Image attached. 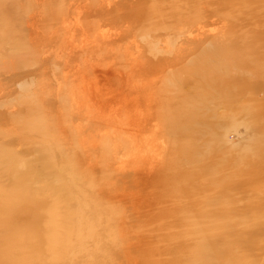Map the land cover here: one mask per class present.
<instances>
[{"label":"rangeland","instance_id":"1","mask_svg":"<svg viewBox=\"0 0 264 264\" xmlns=\"http://www.w3.org/2000/svg\"><path fill=\"white\" fill-rule=\"evenodd\" d=\"M70 1L0 0V190L7 194L6 206L11 199L24 194V203L13 208L20 217L19 225L39 229L46 222V261L38 264H264V100L261 101L264 96L254 92L253 87L256 83L264 86V14L260 15L257 3L240 0L225 11L229 14L207 16L208 24L203 31L208 40L202 46L213 53L224 52L222 58L213 61L200 51L202 47L193 54L183 73L173 79L165 78V85L181 86L187 75L204 74L210 66L211 71L227 79L230 88L240 92L236 96L221 93L215 87L197 88V82L190 84L188 92L192 96L199 91L191 101L199 108L188 103L192 112L206 113L209 123L215 125H208L202 133H198L201 125L191 127L195 135L178 140L179 147L175 148L172 145L175 135L168 131V124L176 120V114L167 112L169 121L163 116L159 119L160 111L155 112L156 120L145 125L147 111L141 100L139 105L135 104L137 109L131 107L120 114L139 123L135 127L120 117L124 121L121 125L128 127H124L125 131L119 128L115 135L112 129L104 136L101 134L107 129L98 134L92 130L101 121L96 113L112 114L120 105L119 72L112 70L96 78L85 70L63 79V58L53 52L56 48L53 43L46 46L51 36L56 35L55 28L50 30L46 22L54 18L52 14L57 7L74 3L70 17L73 25L66 24L73 28L65 26L70 34L61 32L73 41L72 31H76L73 41L76 46L71 44L75 48H91L96 40H106L109 34L112 39L120 29L95 21L89 24L90 29H83L91 30L89 35L101 31L105 37L83 36L77 26L85 21L79 23L76 19L81 13L83 17L89 8H99L101 4L108 7V0ZM248 4L253 7L256 22L232 28L231 19L246 10ZM196 15L192 13L190 19ZM198 15L197 20H192L204 21ZM193 33L198 35L199 31ZM140 35L143 34H133L130 40L138 42L145 55L153 58L161 54H157L158 46H147ZM94 37L96 40L92 41ZM176 38L172 35V39ZM234 40L239 42L233 44ZM134 46L132 51L137 50ZM160 47L166 50L169 46ZM172 49L173 46L169 51ZM142 70L144 73L136 70L133 76L129 73L126 79H121L129 89L127 100H131V106L137 101L131 87L141 86L142 74L150 76L148 68ZM216 101L221 104L219 107ZM201 102L205 103L203 108ZM88 108L93 109L94 115L86 116ZM203 109L207 112L203 113ZM133 115L137 119H131ZM189 120L186 117L181 121L192 126ZM116 123L112 124L114 129L120 125ZM156 123L160 125L158 132L153 127ZM126 130L133 136L137 132L136 139L132 141L135 137ZM197 133L199 138L206 134L201 139L206 143L199 141L196 146L193 139H197ZM180 147L196 148L198 153L191 156L179 153ZM195 159L209 163L207 172L215 174L205 185L194 182L198 177L189 170L176 173L183 164L194 163ZM123 192L127 195L123 196ZM195 192L201 196L197 202H190ZM206 196L210 200L220 196L219 213L236 217L232 227L241 229L248 225L245 229L249 233L234 235L238 231L234 230L231 236L221 238V244L208 238V234L174 239L175 233L192 224L205 226L200 218L185 222L176 220L175 215L180 208L202 206V202L206 205ZM35 215L40 221H32L36 220ZM184 215L196 214L187 208ZM120 232H124L122 236ZM137 232L143 236H137ZM51 238L55 245L49 243Z\"/></svg>","mask_w":264,"mask_h":264},{"label":"bare ground","instance_id":"2","mask_svg":"<svg viewBox=\"0 0 264 264\" xmlns=\"http://www.w3.org/2000/svg\"><path fill=\"white\" fill-rule=\"evenodd\" d=\"M71 1H75V0H71ZM109 1L110 0L107 1L109 4L108 7H105L101 4V6L99 8H97V6L95 8H93L92 10L89 8L88 10H90V11H88V12L86 11L87 5H85L86 9L84 11H86V14H83L84 16L81 17V14H82L81 13L80 16L78 17V19H76V20H78L79 23L81 21H85L84 23L81 24L82 27L77 26V27H80L79 28L80 30L82 29V35L83 36L87 35L91 31V30H87V29H83V28L89 27L88 29H90L91 26L89 24L92 22H95V21L98 22L99 24H100V22H104L105 24H108V25H114L120 29L119 31L118 30L116 31V34L112 39L109 38L112 36L109 34V36L107 37L106 40H104V38H103V37H105V33H103L104 34L103 35L102 33H100L101 31H98V34L102 35V36H100V38L101 37L103 38V41L101 40L99 42H98V40H96V37L98 35L97 33L96 34L93 33V35L88 34V36H91V37H93L94 34L96 36L94 38H91L92 41H95V40L97 41V42L96 41L94 42V46L93 47L91 46V48H86L88 46H86L85 48H75L71 45V44L74 45L73 41H75L74 39L76 37V35H75L76 31H75V33L72 31L73 35L71 34L72 35L71 39L73 41H71L69 38L65 37L68 35H66V34L62 35L61 31H63V34H64V30H65V32L67 31L65 29V26L67 23L72 22V25H73V21L70 19V17L72 14L71 12H72V9L74 7V3H69L68 6H66V7H62V6L57 7L56 11H54L52 14L54 16V18L53 19L49 18L48 22H46L48 27L50 28V30H51V28H53V29L55 28V34L56 35L54 37L51 36V41L49 43L46 42V46L53 43V46L54 47L56 46V48L54 49L53 52L58 53V54H56L57 57L61 56V58H63V60H64V62H63L64 63L63 79H67L72 74H79V72H82L85 70L88 73H90L92 76L95 75L96 78H98L100 74L111 73L112 70H116L119 72V75H117L118 76L117 81L119 84L118 85L119 91H117V92H120L119 96L122 95L120 98V102H119L120 105H119V107H116L117 108L116 111L112 110L113 111L112 114H110L111 113L110 112L108 115H106V112L103 113V111L102 112L99 111V114L96 113V115H99V120H101V121H100V123H98L99 125H96V127H94L95 125L92 126V130L95 129L96 134H98L99 132H101L103 130L105 131L107 129L104 134H101L104 136L108 135L112 129H113L112 133L114 132L115 135H116V132L119 131V128L122 129L123 131H125L124 129L128 128V127L123 126L124 121L122 122V119L123 118L127 119V117L123 116V118H122V115H120V114H122L126 109L128 110L131 107L133 108V109L131 108L132 110L137 109L138 106H136V108H135V104L138 103V105H139L140 100H141L142 106H144L146 108V111H147L146 115H144V124L145 125H148V124H150L151 121L152 122L154 121L155 112L160 111V113H159L160 118L159 119H161V117L163 116L165 119H168L169 121H170V119L166 118L169 115V114H167V112H169L170 114H176L175 115L176 118L174 117V119H176V120L171 121L170 124H168V122H167V124L169 126L168 131L173 132L175 135V141L172 144L173 147H175V148L177 146L179 147V144H180L179 142L181 139H184L186 137H192L193 135H195L196 132L193 131L194 132V134H193L191 127L193 129V127L195 125H201L202 127L200 128L198 133H202V130L206 129V127L208 125H209L208 127L214 126L215 123H209L210 120H209L208 116H206L205 112H207V111H205V109H203V113H205V114H199L197 112V110L194 113L192 112V108H190L188 103H191L192 107H194V108H199L197 103L195 104L194 102H191L192 99L194 98V96H196L199 93V91L196 90L195 91L196 94L192 96V93L188 92L189 91L188 87L190 86V84L195 85L197 82L198 83L197 88L200 87V88H204L203 90H205L208 87H215L216 89L220 90L221 93H228L230 95H236V96L240 95V92L237 88H230L228 83H227V79L223 76H220V74H217V73L211 71V67L209 65H205L206 67H208V66L209 67H208L207 71L205 70L204 74L197 73V74L187 75V77H185V79H183L181 86L171 85V84L165 85V78L173 79V78L177 77L178 74L183 73L185 71V69H184L185 65H187V63L191 62L190 59L192 58L193 54L196 53L197 50H200L203 47L202 45L205 43V40H208V36L203 31L206 28L205 26H207V24H208V22H206V20L208 18L207 16L213 15L215 17L216 16L221 17V15H223V14H225V15L229 14V13H226L225 11L230 10V7L233 6L234 4L238 3L240 0H151V1L147 0V3H146V0H113L112 3H111V1L109 3ZM251 1H254L257 3L258 9L261 11L260 15L264 14V0H248V2H251ZM0 4H1V2H0ZM95 4H96V2H95ZM103 4H104V2H103ZM91 5L93 6V4H91ZM46 7H47V5H46ZM252 11H253V7H250L248 4L246 7V10L239 11L236 15V18L234 20L231 19L232 24L230 26L232 28L244 27L247 24H251L252 22H256L254 17H252ZM192 13H196L197 15L199 14L198 17L200 18L202 16L204 21H195L194 22L192 19L195 18L197 20V17H196L197 15L195 17H193L192 19H190ZM230 14H231L230 16H233L232 13H230ZM252 18L254 19V21H252ZM51 20H53V21H51ZM111 22H112V24H111ZM1 24H3V23H1ZM72 25L68 24L67 26L70 27ZM67 26H66V28H67ZM72 28H73V26H72ZM98 28L99 27H97V30H98ZM76 29L78 30V28L75 27L74 30H76ZM80 30H79V32H81ZM196 30L199 31L198 35H194V33H193ZM106 31H107V29L105 30V32ZM113 31L115 33L114 29H113ZM48 33H47V35H49ZM67 33H68V31H67ZM137 33L143 34L142 36H144L145 40L147 41V46L148 45H150L151 47L158 46L159 48L157 47V49H156V51L158 52L157 54H160V53L161 54L155 55L153 58L145 55L144 50L141 49V47H140V44H138V42H136L135 40H130L131 36L133 34H137ZM68 34H70V33H68ZM172 35L177 36L176 40L172 39ZM61 36H62V38H61ZM135 37H136V35H135ZM87 38H89V37H87ZM133 39H135V38H133ZM88 41H91V40L88 39ZM92 41H91V43H92ZM140 42H141V44H143L142 41H140ZM238 42H239L238 40H234L232 43L234 44V43H238ZM134 45H136V49H137L136 51H132L133 47H135ZM162 45H168L169 47L166 50H163V48L160 47ZM74 46H76V45H74ZM171 46H173L174 49L169 51ZM80 47H81V45H80ZM148 48L150 50V47H148ZM51 51H52V48H51ZM151 51H152V49H151ZM200 51L208 54V56H210L213 59V61L214 60L215 61L220 60L222 58L221 57L222 54H224V52L222 53L221 51H219V53H213V52L207 51L206 47H203ZM53 52H51V54ZM53 54L55 55V53H53ZM257 54H258V52L255 55H257ZM56 55H55V57H56ZM48 62H49V59L47 56L46 57V64ZM105 62H106V64H105ZM100 67H102V69H100ZM145 67L148 68L147 71L150 72V74H149L150 76H145L142 74V78L140 79V82H141L140 85L141 86L139 87V85H136V86L131 87V88H133L132 91H135L137 94V96L135 97V99L137 101L135 99H133L134 100L133 102L136 101V103H134L131 106V105H129V103L131 104V102H130L131 100H129V102L127 100L128 99L127 97L129 96V93H128L129 89L127 88L126 85L122 84L121 79H126V76L129 73L133 76L136 73V70H139V71H141V73L142 72L144 73V70H142V68H145ZM115 77H116V75H115ZM123 83H124V81H123ZM202 83L204 85H201ZM253 87H255L254 92H257L259 95L262 94V96H264V86L263 85H261L260 83H256V84H254ZM91 88H93V87H91ZM142 92L144 93V95L141 96ZM256 96H258V95H256ZM215 97L216 96H214V98ZM263 100H264V98L261 101H263ZM216 102L219 103V101H216ZM218 103H216V104H218ZM200 104L203 105L202 108L205 105V103H203V102H201ZM212 104H213V102H212ZM220 105L221 104L219 103L216 106L219 107ZM186 108H188V111H186ZM88 111H89V113L86 115L88 117L94 115V113H95V112L92 113L93 112L92 108L89 109ZM130 112H132V111H130ZM142 112L143 111H141V114H142ZM141 114H138V115H141ZM124 115H125V113H124ZM135 115H133L134 118H132L133 117L132 116L131 119H137L136 116H138V115H136V116ZM120 117L122 119H119ZM186 117H188L190 119L189 123H190V121L193 123L192 126L191 125L189 126L188 122L184 124L181 121L183 118H186ZM191 118H192V120H191ZM138 119H139V117H138ZM80 120H81V117H80ZM127 120H128V122L129 121L132 123L134 122V121H131L129 119H127ZM136 121L138 122V120H136ZM116 122L120 125H121V123H123V125H121V126L119 125L118 128L116 127L114 129V127H113L114 125H112V124H114ZM135 124H139V123H133L134 127H135ZM216 124H218V123H216ZM164 125H163V127H167V125L166 126H164ZM134 127H133V129H134ZM153 127H156V128L159 127L160 128V125L156 123V124H153ZM108 128L110 130H108ZM138 128L139 127H136V131L137 130L139 131ZM123 131H121V133ZM127 131H130V130H126V132ZM137 132H136V134H138ZM156 132H158V128H157ZM214 132H216V131H213V134H214ZM127 133L130 134L131 131L127 132ZM198 133L196 136L197 139L196 140L193 139L196 143V146H197V142H199V141H201V142L203 141L206 143V140H201L202 138L205 137L206 134L202 135V137L199 138ZM122 134H125V133L123 132ZM136 134H134V136H133V134L131 133L130 135H132V137H135ZM130 135H127V136L129 137ZM104 136H101V137L104 138ZM123 136L127 137L126 135H123ZM120 137H121V134H120ZM212 137H214V136L212 135ZM193 138H195V137H193ZM131 139L133 141L134 139H136V137L131 138ZM178 140H179V142H178ZM160 141H161V139H160ZM134 147H135V145H134ZM148 147H150V146H148ZM204 147H205V145H204ZM203 149H205V148H203ZM149 151H151V150H149ZM199 151H201V150H199ZM209 151H211V150H209ZM178 152L179 153L181 152L183 154H188L191 156V154H193V153L194 154L198 153V150L196 148L187 149V148L180 147L178 149ZM135 154L137 155L139 153H135ZM135 154H134V156H135ZM121 156H122V154H121ZM134 156H133V158H137V156L136 157H134ZM161 157H163V156H161ZM161 157H160V160H161ZM197 157L199 158V156H197ZM140 158H142V157L140 156ZM195 160H194V163L193 162L192 163L190 162L187 164L182 163L183 165L181 164L182 166L181 167L179 166L180 168L177 170L176 173H181L183 171L189 170V171H191L192 174L195 173L194 175H197V177H198V178L194 179V182H196L198 185H205L207 180L214 177L215 174L207 172V170L210 169L209 163H207L206 161L199 163L198 159H195ZM119 164L121 165V162ZM157 171L158 170H156V172ZM140 172H142V170ZM150 172L152 173L153 171H150ZM153 174H155V172H153ZM218 182H220V181H218ZM119 193L122 194V192H119ZM125 194L127 195V193H124L123 196H125ZM200 196L201 195L199 193L195 192V193H193L192 200H189V201L190 202H197L199 200ZM6 197H7V194L0 190V264H38L40 262H45L46 261V222L39 229H35L31 226L19 225L20 222H18V221L20 220V217L18 216V214L16 212H14L13 208L15 206L22 205L24 203V201H25L24 194H21V196L15 198V199H11L8 206H6L4 203V199ZM200 200L204 201V198H201ZM205 203H206V205H204V203L202 202V206L198 205V207H196L195 205L194 206L190 205L189 207H187L188 210L191 209V211H192V209H193V213L198 215V216H196V215H192V216L191 215H184L185 210L187 208H180L179 209V213L177 215H175V217H177L176 220H179V221L184 220L185 222H188V221L195 220V219L197 220V218H200L205 222V226L202 228V226H200V227L198 226V223H197V225L192 224L188 228L183 229L182 231L175 233L174 239H180L182 237H185L187 239L190 236L196 237L197 235L203 236L205 234H208V236H207L208 238H210L212 240H218V242L221 244V238L223 236H225V237L231 236V232H233L234 230H238V231L232 233L234 235H240V234L246 235L247 233H249V231L247 232V230H249V229H247V230L245 229V228H248V225L246 227L241 228V229L239 227H232L233 225H231V223L234 222L233 220L236 217H230V216L223 215V213H219L218 210L221 209V205H222L220 196H217L216 198H213L211 200L209 199L208 196H206ZM205 206H207V207L204 208ZM35 217H36V220H32V221H40V220H37L39 217L38 215H35ZM15 218H17V222H16ZM157 229L162 230L163 228L159 227ZM190 232H192V233H190ZM122 233H124V232H122ZM122 233L120 234L121 236L123 235ZM137 234H138L137 236H140V235L143 236L142 233L139 235V232H137ZM138 240H141V242L143 241L141 238ZM49 243H51L52 245H55L54 238L53 239L51 238ZM142 244H145V241ZM216 247L220 248L221 245L216 244ZM142 248L145 249V247H142ZM146 252H147V250H146ZM125 253L127 255V250L125 251ZM127 259H128V257H127Z\"/></svg>","mask_w":264,"mask_h":264}]
</instances>
